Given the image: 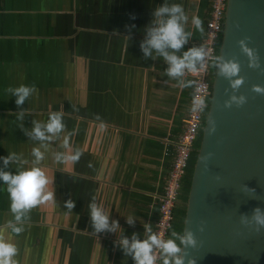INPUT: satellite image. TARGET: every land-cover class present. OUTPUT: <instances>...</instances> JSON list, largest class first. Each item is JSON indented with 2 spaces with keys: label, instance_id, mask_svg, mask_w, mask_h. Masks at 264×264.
I'll list each match as a JSON object with an SVG mask.
<instances>
[{
  "label": "crops",
  "instance_id": "obj_1",
  "mask_svg": "<svg viewBox=\"0 0 264 264\" xmlns=\"http://www.w3.org/2000/svg\"><path fill=\"white\" fill-rule=\"evenodd\" d=\"M202 0H176L189 17L193 36L184 49L204 35L207 10ZM162 0H0V155L30 151L23 124L61 111L64 132L48 145L41 167L52 178L54 200L28 213L24 230L13 234L7 192L0 186V236L17 246L18 264H133L113 241L111 232L96 233L89 221V202L118 220L124 234L154 229L158 195L172 162V144L181 130L190 85L181 88L168 77L161 57L143 58L139 41L150 12ZM197 15L203 31H196ZM135 25V27H130ZM35 85L37 92L21 105L7 89ZM81 150L76 162H54L50 153ZM167 149V153H166ZM44 150V149H42ZM89 162L91 167H89ZM72 198L68 210L64 200ZM179 203V202H178ZM134 214L129 225L124 217Z\"/></svg>",
  "mask_w": 264,
  "mask_h": 264
},
{
  "label": "water",
  "instance_id": "obj_2",
  "mask_svg": "<svg viewBox=\"0 0 264 264\" xmlns=\"http://www.w3.org/2000/svg\"><path fill=\"white\" fill-rule=\"evenodd\" d=\"M240 39L256 53L257 67L248 65ZM217 55L238 61L243 80L235 94L245 100L225 106L233 89L215 67L185 201L182 232L190 229L196 240L186 255L195 264H264V228L240 221L241 213L264 207V92L252 88H264V0L226 1Z\"/></svg>",
  "mask_w": 264,
  "mask_h": 264
},
{
  "label": "clouds",
  "instance_id": "obj_3",
  "mask_svg": "<svg viewBox=\"0 0 264 264\" xmlns=\"http://www.w3.org/2000/svg\"><path fill=\"white\" fill-rule=\"evenodd\" d=\"M189 20L184 7L176 0H162L150 12V18L143 26V38L139 41V48L142 57L155 59L161 57L166 63L164 69L168 77L174 78L181 88L192 84L191 80L184 79L187 70L203 66L210 62L216 67L219 74L229 80L233 89L228 98L224 101L225 106L230 103L237 105L244 102L243 94H235V90L241 85L243 78L238 76L239 63L232 58H224L215 55L201 45H193L184 49V45L193 36L192 31L186 25ZM192 27L202 32V21L199 16L191 17ZM130 27H135L131 25ZM241 50L248 57V65L257 67L258 60L256 53L249 48L244 39L237 41ZM252 88L257 92H264L260 85L253 84ZM9 95L14 96V103L21 105L29 96L37 92L35 85L18 84L7 89ZM203 100L197 101L202 106ZM25 113L20 109L15 113V119L20 121L19 128L33 141H38L30 151V162L25 159L23 153L9 151L6 155H0V186L7 192L9 200V211L12 219L7 221L10 231L19 234L24 230V221L28 219V213L33 207L46 201L54 200V188H50L52 178L40 166L46 159L48 145L56 141L62 133V146L68 148L71 132H64L65 124L61 111H50L47 119H31V126L23 124ZM44 149V150H42ZM81 150L75 148L72 151H55L50 155L54 162L65 161L76 162L81 156ZM89 167L91 163L89 162ZM248 193L254 189L243 186ZM64 206L72 210L75 200L68 198L64 200ZM89 221L96 233H115L120 229L118 238L113 241L122 254L130 256L133 264H195V258L186 255V247H195L196 240L190 229L182 233L175 230L171 225L167 228V235L164 231H154L152 224H143V233L135 231L124 234V229L118 220L110 217V212L105 210L103 205L96 202L93 196L88 205ZM134 214L124 217L127 224L134 223ZM240 221L243 224H250L257 230L264 228V207L255 206L250 213H241ZM17 246L9 236H0V264H18L16 260Z\"/></svg>",
  "mask_w": 264,
  "mask_h": 264
},
{
  "label": "built area",
  "instance_id": "obj_4",
  "mask_svg": "<svg viewBox=\"0 0 264 264\" xmlns=\"http://www.w3.org/2000/svg\"><path fill=\"white\" fill-rule=\"evenodd\" d=\"M199 1V0H197ZM227 0H209L208 17L205 21L204 35L198 45L205 47L213 54H218L224 14ZM212 64L205 62L203 66L187 70L184 79L191 80V91L186 114L181 130L175 140H166L172 144L173 159L163 178L161 193L158 195V216L154 231H164L167 235L169 225L173 227L175 209L179 202L182 178L186 172L195 142L201 135L203 121L211 94L210 76L213 78ZM203 100L202 106L197 101ZM167 153V149H166Z\"/></svg>",
  "mask_w": 264,
  "mask_h": 264
},
{
  "label": "trees",
  "instance_id": "obj_5",
  "mask_svg": "<svg viewBox=\"0 0 264 264\" xmlns=\"http://www.w3.org/2000/svg\"><path fill=\"white\" fill-rule=\"evenodd\" d=\"M201 10H207V13L209 11V0H202L201 1V6H200ZM214 70H215V66L212 65V72L214 73ZM201 137V135H200ZM200 137L198 138V140H200ZM199 145V143H198ZM197 143L195 142V149L192 151L191 153V156H190V159H189V163H188V166L186 168V172L182 178V182H181V191L182 189L185 190V192H188V189H189V184H190V179H191V175H192V171H193V164H194V161H195V158H196V154H197V151H196V147H198ZM186 199V197H185ZM184 214H185V211L182 210V214H181V223H173V228L175 226H177L176 230L178 232H181L182 233V229H183V219H184Z\"/></svg>",
  "mask_w": 264,
  "mask_h": 264
},
{
  "label": "rangeland",
  "instance_id": "obj_6",
  "mask_svg": "<svg viewBox=\"0 0 264 264\" xmlns=\"http://www.w3.org/2000/svg\"><path fill=\"white\" fill-rule=\"evenodd\" d=\"M212 80H213V78H212V76H210V82H212ZM209 101H210V98H209ZM196 143H197V145H198V143L200 144V140H197ZM197 148L198 147H196V151H197ZM187 193L188 192H185L184 189H182V191H180L179 203L177 204L176 209H175V220H174L175 223H179V224L181 223V214H182V210L185 211V201H186L185 197H187ZM176 228H177V226L174 227L175 230H176Z\"/></svg>",
  "mask_w": 264,
  "mask_h": 264
},
{
  "label": "flooded vegetation",
  "instance_id": "obj_7",
  "mask_svg": "<svg viewBox=\"0 0 264 264\" xmlns=\"http://www.w3.org/2000/svg\"><path fill=\"white\" fill-rule=\"evenodd\" d=\"M181 202V201H180Z\"/></svg>",
  "mask_w": 264,
  "mask_h": 264
}]
</instances>
